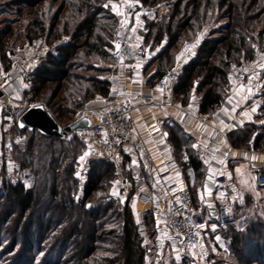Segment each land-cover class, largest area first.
Segmentation results:
<instances>
[{
    "label": "trees",
    "instance_id": "trees-1",
    "mask_svg": "<svg viewBox=\"0 0 264 264\" xmlns=\"http://www.w3.org/2000/svg\"><path fill=\"white\" fill-rule=\"evenodd\" d=\"M0 1L11 5L7 7H17L22 16L20 29L13 30L9 21L0 27V77L15 61L16 47L34 42L51 44L69 36L72 44L47 55L33 72V100L61 126H67L90 103L109 95L106 69L90 60L107 57L113 47L118 18L110 7L118 0ZM138 1L149 8L165 6L167 10L157 20L147 18L141 33L151 50L161 49L149 69L154 74L150 85L174 65L172 51L184 43V38L188 41L199 36L215 15L228 21L199 42L195 59L188 62L173 88V98L179 105L187 107L197 99L200 113L212 115L226 99L231 64L255 58L252 39L233 26V19L245 17L248 29L264 26V0ZM163 62L169 66L165 70ZM262 118L264 108L258 119ZM165 130L170 138L183 135L178 124L165 125ZM18 133L23 140L12 144L11 155L20 165L17 173L21 178L15 184L3 182L0 192V264H35L38 256L47 254L46 264H147L145 239L140 235L133 199H113L116 168L95 164L90 179L82 181L76 174L86 145L76 135L60 139L37 131ZM252 138L254 149L264 151V125H249L229 134L238 149H249ZM183 165L194 169L200 166L194 158ZM21 174L33 177V187L23 184ZM146 222L148 237H160L153 213L147 214ZM3 233L8 234L5 246ZM239 238H231L238 255L236 264H264V242L256 240L243 252ZM7 256H11V263L2 262Z\"/></svg>",
    "mask_w": 264,
    "mask_h": 264
},
{
    "label": "built area",
    "instance_id": "built-area-1",
    "mask_svg": "<svg viewBox=\"0 0 264 264\" xmlns=\"http://www.w3.org/2000/svg\"><path fill=\"white\" fill-rule=\"evenodd\" d=\"M116 6L114 13L122 21L113 31L111 62L105 66L109 95L75 117V120L82 116L88 118L91 126L89 130L75 134L86 145V154L83 159L80 158L77 177L87 181L93 165L112 164L118 174L113 185V199H133L142 238L148 236L146 216L151 212L158 220L156 232L161 238L166 239L168 232H171L185 248H197L207 240L222 249L225 231L235 222V214L223 197L224 189L231 185L225 177L224 163L231 158L247 159L257 155L258 168L254 182L258 189H264V151L254 149V138L249 142V149H236L232 157L196 145L202 166V182L209 189V193L197 205L192 190L197 182L196 171L192 167L184 168L177 162L165 131L168 118L159 117L148 109L157 107L166 111L183 108L174 100L173 88L188 62L195 59L200 43L190 46L150 86L147 74L157 53L146 44L141 33L145 31V20L161 18L166 7L149 8L138 0H118ZM70 44L72 40L69 36L51 44L34 42L25 47L21 58L15 60L10 70L0 77V160L4 159L6 167L13 172L20 171L19 163L11 157L12 144L23 140L18 133L20 119L30 108L39 105L31 95L32 74L47 55L57 53L61 47ZM226 80V99L212 115L200 113L197 99L189 104L196 109V113L191 116L185 112L182 124L184 136H191L184 127L190 116L205 125L223 124V130H215L211 138L213 142L226 135L224 132L231 133L249 125H258L264 108V70L256 65L234 62ZM237 92H244L246 99L241 110L229 116L233 110L230 99ZM141 125L145 126L148 137L162 140V146L169 153L168 157L160 156L150 162L153 187L147 186L141 177L135 179L131 175L132 179L128 178L123 169L127 165L129 147L143 143L139 138ZM217 159H221L222 163ZM22 182L25 185L26 179ZM259 203L263 204L264 199Z\"/></svg>",
    "mask_w": 264,
    "mask_h": 264
},
{
    "label": "rangeland",
    "instance_id": "rangeland-1",
    "mask_svg": "<svg viewBox=\"0 0 264 264\" xmlns=\"http://www.w3.org/2000/svg\"><path fill=\"white\" fill-rule=\"evenodd\" d=\"M11 6L6 1H0V27L3 25L4 21H9L13 25V30L20 29L22 25L21 17L17 12V7H7ZM112 5H116V2ZM112 14L118 18L119 25L122 21V18L117 16L114 11L116 8L110 7ZM167 12L164 9V13L162 16ZM161 16V17H162ZM146 21V20H145ZM16 22V23H15ZM19 24H18V23ZM227 20L222 19L219 15H215V17L208 23V25L204 28L202 33L193 38L192 40L183 39L184 43L179 45L176 50H173L172 53L174 54L173 62L176 61L181 55L185 53V51L192 46L196 42L202 41L204 38H207L209 34L215 30H218L222 25L227 24ZM248 20L243 16H236L233 19V26L243 32H245L253 42V49L255 52V58L253 61H244L242 60L243 64H250L256 65L264 70V26H258L256 28L248 29ZM142 35V34H141ZM41 43V42H40ZM24 46H18L14 49L15 55L12 57L13 59L17 60L21 58L23 52L25 50ZM156 53L160 52V48H156ZM111 49H109V55L103 58H97L95 60H90V62L100 68H105L108 66L111 61L110 53ZM163 70L167 69L169 66L165 67L164 62L162 63ZM105 76V75H102ZM94 102L90 104H94ZM260 123L256 126L264 125V118L259 119ZM260 124V125H259ZM80 140V139H79ZM86 154V150L84 152V157ZM12 157V156H11ZM13 158V157H12ZM5 160H0V192L3 188V182H10L15 184L21 178L19 173L13 172L10 168L6 167ZM5 169L3 170V168ZM79 167H77L78 169ZM243 172L242 178H247V174L244 173V168H240ZM23 175V174H21ZM240 175V176H241ZM77 176V174H76ZM22 179H26L25 186L27 188H31L34 185L33 177L28 178L26 175L22 176ZM21 179V180H22ZM251 182L245 181L243 183L246 186V190L243 191L246 194L245 198H232L231 199V206L232 212L236 215L235 224L232 226V229L223 237V244L222 249L214 242L204 241L202 242L197 248L188 249L183 247L175 238V236L170 232H168V237L163 239L157 236L149 238L146 236L144 239V246L147 250V257L146 262L147 264H236L238 262V255L235 254V250L231 245V238L233 237H240L239 244L240 249L244 252L245 250H249L250 244L259 240L260 242H264V203L260 205V203L256 199L259 197L258 195L254 197L253 187L251 186ZM151 187V186H150ZM153 187V186H152ZM260 195V194H259ZM264 199V193L262 194ZM168 231V230H167ZM149 233V232H148ZM8 234H2L4 240V246L7 242ZM2 250V249H1ZM3 254H0V257ZM28 259V258H26ZM48 259L47 255H41L37 257V261L35 264H46ZM11 256L4 257L2 259L3 263H11Z\"/></svg>",
    "mask_w": 264,
    "mask_h": 264
},
{
    "label": "crops",
    "instance_id": "crops-1",
    "mask_svg": "<svg viewBox=\"0 0 264 264\" xmlns=\"http://www.w3.org/2000/svg\"><path fill=\"white\" fill-rule=\"evenodd\" d=\"M153 70L151 69L148 74L147 78L148 81L153 77ZM151 79V83H152ZM149 83V82H148ZM150 83V84H151ZM149 84V85H150ZM155 84V83H154ZM153 84V85H154ZM152 86V85H150ZM245 94L244 92H237L232 96L230 99V104L232 106V112L229 116L233 115L235 112L241 110L244 102H245ZM101 99L96 100L95 102H99ZM91 105V104H90ZM89 105V106H90ZM184 108V107H183ZM170 109L166 111H162V109L157 107H150L148 110L152 111L159 117L166 116L167 123L166 125H173L178 124L182 127L183 121L185 119V112H189L191 116L196 113V109L192 107V105H188L185 109ZM147 111V109H144ZM233 113V114H232ZM189 117L186 121L185 129H187L191 136H180L177 138H170L168 133L166 132L167 136L169 137L172 147L171 150L174 153V156L179 164H181L184 168L192 167L189 165L184 166L183 164L189 163L190 158H194L200 164L198 169H193L196 171L197 174V182L192 187L196 204L199 205L203 197L209 193V189L203 184L202 182V166L198 160L199 150H197L196 145H200L202 149H209L212 152L228 155L232 157L236 153V147H234L229 139L228 132L226 135L220 137L217 142H213L211 138L215 134V130H223L224 126L222 123L216 125H205L198 122L194 117ZM258 120L257 122H259ZM260 125V124H259ZM166 131V130H165ZM139 133L142 140V144L139 146H130L129 147V157L127 160V165L125 169L127 173L133 175L135 179L138 177L143 178L142 180L146 183L147 186H154V182L151 179V161L160 156H167L169 155L166 148L162 146V140L155 139L152 137H148L147 131L145 126L141 125L139 127ZM179 155V160L176 156ZM168 157V156H167ZM217 162L222 163L221 159H217ZM225 167V177L231 185L224 189V199L227 201V204L232 209L231 206V199L232 198H245L246 194L243 191L246 190V186L243 183L247 180L251 182V186L253 187L254 197L257 195L256 202L260 201L261 197H263L264 189H258L255 186V173L258 168V159L257 155H251L247 159H235L231 158L228 162L224 163ZM244 168V173L247 174V178H242V171L240 168ZM125 172V171H124ZM126 174V173H125ZM241 175V176H240ZM260 194V195H259ZM261 196V197H260ZM234 213V212H233Z\"/></svg>",
    "mask_w": 264,
    "mask_h": 264
},
{
    "label": "water",
    "instance_id": "water-1",
    "mask_svg": "<svg viewBox=\"0 0 264 264\" xmlns=\"http://www.w3.org/2000/svg\"><path fill=\"white\" fill-rule=\"evenodd\" d=\"M19 128L22 131H37L45 137L65 139L77 132L87 131L91 126L89 119L84 116L67 126H61L43 105H37L22 116Z\"/></svg>",
    "mask_w": 264,
    "mask_h": 264
},
{
    "label": "snow or ice",
    "instance_id": "snow-or-ice-1",
    "mask_svg": "<svg viewBox=\"0 0 264 264\" xmlns=\"http://www.w3.org/2000/svg\"><path fill=\"white\" fill-rule=\"evenodd\" d=\"M107 6V5H106ZM112 7L113 8H116L117 6L116 5H112ZM117 47H119L118 45H117ZM253 111H255V109H253ZM81 159H83V157H81Z\"/></svg>",
    "mask_w": 264,
    "mask_h": 264
}]
</instances>
